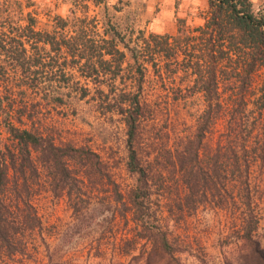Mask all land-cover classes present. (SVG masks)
<instances>
[{
	"label": "trees",
	"instance_id": "1",
	"mask_svg": "<svg viewBox=\"0 0 264 264\" xmlns=\"http://www.w3.org/2000/svg\"><path fill=\"white\" fill-rule=\"evenodd\" d=\"M5 1L0 14L20 16L21 4ZM207 1L202 25L189 28L178 20L174 34L142 36L133 48L113 26L96 34L86 18L76 16H56L49 31L36 30L31 13L24 27L1 23L0 264H22L37 256L47 264H68L71 240L112 203L122 219L134 224L133 237L119 249L131 260L186 264L182 256L187 255L196 264H264L263 181L254 175L264 167V77L262 85L258 81L264 69V14L251 0ZM120 45L131 65L122 67L126 54ZM59 56L63 66L69 61L85 79L105 77L113 84L122 73L133 79L131 85L122 80V87H113L107 105L125 128V166L134 179L125 193L97 152L59 141L28 112L27 90L39 93L37 81L57 75ZM145 63L161 80L166 97L162 121L156 102L146 98ZM61 94L46 90L39 98L61 101ZM24 116L39 126L21 127ZM41 193L64 199L72 211L73 222L57 233L54 244L48 243L53 236L46 235L34 204ZM205 211L232 219L230 233L217 241L218 262L192 251L175 232ZM139 241L144 250L132 255ZM94 248L101 251L100 245Z\"/></svg>",
	"mask_w": 264,
	"mask_h": 264
},
{
	"label": "rangeland",
	"instance_id": "2",
	"mask_svg": "<svg viewBox=\"0 0 264 264\" xmlns=\"http://www.w3.org/2000/svg\"><path fill=\"white\" fill-rule=\"evenodd\" d=\"M14 1H18L22 6L20 16L15 14L13 18L6 19L4 14H0V25L4 23L5 27H9L10 24L15 28L24 27L27 24L26 14L31 13L36 19V30L49 31L55 24L56 16L64 19L76 16L86 18V21L95 27L93 31L96 34H102L105 28L110 29L113 26L130 48L135 47L142 36L147 37L151 33L174 34L178 20H184L189 28L200 26L204 23L203 18L208 9L207 0H105L101 4H95L93 0H8L10 3ZM4 3L5 0H0L1 6ZM255 11L264 14L262 8H255ZM118 48L126 54L122 67L131 65L133 61L129 58L127 49L121 45ZM57 60V67L54 68L57 75H48V78L37 81L40 85L39 93L27 90L23 101H28V112L33 118H40L42 129L52 131L59 141L88 146L97 152L110 165L114 180L125 193L134 184V179L128 174L125 166V128L121 116L108 110L107 105L115 93V90L113 92L111 89L122 87V80L127 85H131L133 79H129L126 73L121 74L122 80L117 79L112 82L113 84L105 77L103 80L85 79L76 68H71L69 61L68 65L63 66L64 58L59 56ZM144 65L148 71L144 82L146 98L148 101L156 102L158 117L162 121L167 112L161 80L155 78L150 64ZM62 72L65 73L63 77ZM260 75L258 81L259 85H262L264 69L261 70ZM168 84L169 81H166L165 85ZM0 90H2L1 84ZM46 90L51 92L58 90L62 93L61 101L40 100L39 96ZM107 94L110 95L108 99ZM181 117L186 118L187 123L190 124L187 115L184 116L182 113ZM33 118L32 123L24 116L21 127H38L37 120ZM175 121L179 124L182 120L178 122L175 119ZM177 128L182 127L177 125ZM258 172L257 169L254 175L262 177L263 182L260 183L264 192V167L262 172ZM34 204L47 229L46 235L53 236L48 243H56L57 233L64 231L73 222L72 211L64 199L57 200L48 193L36 196ZM112 205L110 210L99 216L90 229L82 231L79 236L71 240L69 251L66 253L68 264H141L140 257L131 260V256H122L119 252L124 242L133 237L134 224L130 220L122 219L116 206L113 203ZM260 207L264 208V202ZM231 227L232 219L228 214L205 211L188 218L175 232L180 241L191 247L192 251L218 262L220 254L218 246L216 247L217 241L229 234ZM259 234L263 236L261 243L264 248V222L260 225ZM143 243L144 241L135 243L131 251L132 255L144 250ZM99 245L100 252L94 248ZM186 256H182L186 264H196L192 258L187 259ZM22 264H47V262L43 256H37L35 259L23 261Z\"/></svg>",
	"mask_w": 264,
	"mask_h": 264
},
{
	"label": "crops",
	"instance_id": "3",
	"mask_svg": "<svg viewBox=\"0 0 264 264\" xmlns=\"http://www.w3.org/2000/svg\"><path fill=\"white\" fill-rule=\"evenodd\" d=\"M254 8L264 9V0H251Z\"/></svg>",
	"mask_w": 264,
	"mask_h": 264
}]
</instances>
